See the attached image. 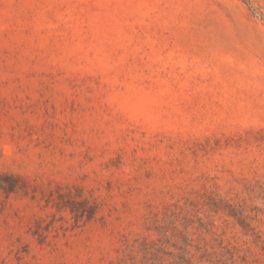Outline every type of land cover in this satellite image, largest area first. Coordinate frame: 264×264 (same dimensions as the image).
I'll return each mask as SVG.
<instances>
[{"label":"rangeland","instance_id":"1","mask_svg":"<svg viewBox=\"0 0 264 264\" xmlns=\"http://www.w3.org/2000/svg\"><path fill=\"white\" fill-rule=\"evenodd\" d=\"M0 264H264V0H0Z\"/></svg>","mask_w":264,"mask_h":264},{"label":"trees","instance_id":"2","mask_svg":"<svg viewBox=\"0 0 264 264\" xmlns=\"http://www.w3.org/2000/svg\"><path fill=\"white\" fill-rule=\"evenodd\" d=\"M70 203L73 204V206L72 205L70 206V210H71V212L74 213L75 218H80L83 215H85L86 218H90L92 216L93 212L91 210H89V209L88 210H84V209L78 210V208H76V206H74V204H76L75 202H70Z\"/></svg>","mask_w":264,"mask_h":264}]
</instances>
